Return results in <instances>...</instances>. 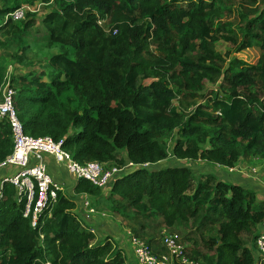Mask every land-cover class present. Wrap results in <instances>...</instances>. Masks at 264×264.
<instances>
[{
  "label": "trees",
  "instance_id": "trees-1",
  "mask_svg": "<svg viewBox=\"0 0 264 264\" xmlns=\"http://www.w3.org/2000/svg\"><path fill=\"white\" fill-rule=\"evenodd\" d=\"M22 2L53 4L42 21L48 46H59L39 71L12 77L24 132L62 139L78 162L138 164L108 184L105 199L155 255L168 253L164 232L177 234L180 244L214 230L203 248L183 246L188 261L264 264L254 250L264 199L235 183L197 177L185 165L147 168L170 154L195 158L205 142L213 160L229 166L264 157V53L250 65L217 47L264 51L263 0H0V30L17 44L20 63L29 50L22 35L34 20L20 26L6 16ZM220 79L223 96L206 90V81ZM11 150L10 127L0 122V162ZM71 187L90 195L103 189L85 179ZM3 194L0 264H126L121 248L79 225L73 197L59 194L33 228L13 185L5 182Z\"/></svg>",
  "mask_w": 264,
  "mask_h": 264
},
{
  "label": "built area",
  "instance_id": "built-area-1",
  "mask_svg": "<svg viewBox=\"0 0 264 264\" xmlns=\"http://www.w3.org/2000/svg\"><path fill=\"white\" fill-rule=\"evenodd\" d=\"M42 4L44 3L40 2L38 7ZM27 9L26 6H20L9 12L6 18L15 21L23 19ZM15 93L9 79L5 78L0 82V122L9 125L12 138V150L0 162V169L11 173L0 179V201L4 195V183L12 184L16 201L23 204L22 216L29 219L31 227H37L41 215L54 206L59 194H75L71 186H66L64 181L58 179L60 171L66 172L75 182L85 179L94 186L104 188L121 172L138 165L130 161L122 165H108L97 160L78 162L63 149L62 139L54 140L49 136L36 137L25 133L16 113ZM52 164V172L55 174L50 171ZM146 165L148 164L143 163V166ZM67 187L70 194L66 192ZM78 195L82 196L81 203L85 211L95 214L90 202L91 195L85 192ZM178 239L177 234L164 232L162 243L167 247L168 253L157 256L142 241L131 235L134 255L140 264H172L174 260L179 264H198L184 257L183 246ZM255 247L264 261V228L259 230Z\"/></svg>",
  "mask_w": 264,
  "mask_h": 264
},
{
  "label": "rangeland",
  "instance_id": "rangeland-1",
  "mask_svg": "<svg viewBox=\"0 0 264 264\" xmlns=\"http://www.w3.org/2000/svg\"><path fill=\"white\" fill-rule=\"evenodd\" d=\"M264 2V0H263ZM40 3V2H39ZM37 2L28 3L22 2L20 6L27 7V11L23 19L17 20L16 23L18 25H22L28 19H33L34 23L32 26L27 28V30L23 33L22 38L26 45H28L29 50L25 53L23 62H19L17 58L14 56V53L20 55L18 52L17 44L10 36H6L3 34V31L0 30V82L3 79L7 78L10 80V84L12 77L16 79L17 75H26L29 71H39L41 67L44 65L47 58L59 51L58 45L48 46L47 44V30L43 25V17L47 12L53 9L52 3H45L38 7ZM2 3H0L1 5ZM11 3L8 4V6ZM19 6V7H20ZM38 7V8H37ZM31 9H35V11H31ZM30 10V11H29ZM101 24H104V19H101ZM223 49H230L231 58L237 57L242 60L244 64H255L262 52L263 49L258 45H254L251 47H247L242 49L239 52H234V48L231 45L223 44L217 46ZM224 85H221V79L216 83H210L206 81L205 88L216 89L218 90L220 96L224 95L223 89ZM264 101V95L260 97ZM176 103V102H175ZM177 130L174 131L172 136L168 139V147L169 152H172V145L174 143V137L177 136ZM213 148L212 143L205 142L201 144V149L198 152L197 157L195 158H176L170 154L167 158L150 163L147 168L149 170H156L166 165H178V166H187L193 172V174L197 177H205V176H213L217 180L235 183L243 188L253 190L256 193V197L258 200L264 199V157H260L258 155H251L248 158H238L236 159L231 166L227 165L223 162H218L213 160L212 152L208 150ZM118 158H127L123 151H118ZM51 172L53 168L50 166ZM127 168L126 170H128ZM53 173V172H52ZM122 173V172H121ZM11 174L5 169H0V179L3 178L4 175ZM58 179L64 181L66 186H73L75 181L70 178V176L64 172L60 171ZM68 187L66 188V192L69 193ZM110 186L100 189L99 195H91V205L95 209V214L87 213L82 205V196L78 194H71V196L75 199V208L72 210L74 213V217L80 226L86 227V229L94 234L96 241H101L105 239H109L115 248H121L123 254L126 259V264H139L137 262L131 251V243L129 238V233H127V225L121 220L119 216L113 214L107 205L106 196L110 194ZM99 216L101 220V224L99 225L98 220L95 221L94 217ZM124 227V229L121 228ZM110 227L111 229H108ZM258 228H262V226H258ZM116 235L118 237H116ZM204 237L198 236L193 241L180 242L182 246H191L194 244L192 242H196V246L198 248H203V241H205L206 236L215 235V231L211 230L208 233L204 234ZM115 237V238H114ZM40 243H41V236ZM255 250V246H254ZM255 254V252H254ZM177 260H174L172 264H176Z\"/></svg>",
  "mask_w": 264,
  "mask_h": 264
},
{
  "label": "crops",
  "instance_id": "crops-1",
  "mask_svg": "<svg viewBox=\"0 0 264 264\" xmlns=\"http://www.w3.org/2000/svg\"><path fill=\"white\" fill-rule=\"evenodd\" d=\"M54 173V172H53ZM55 174V173H54ZM97 218H99V220L97 219ZM94 220L95 221H97L98 220V223H99V225L101 224V220L102 219H100V217L99 216H95L94 217ZM108 229H111L110 227H107ZM121 228L122 229H124V227L123 226H121ZM125 228H127V233H129V238H130V243H131V232H130V230H129V228L128 227H125ZM116 237H118L117 235H116ZM115 238V237H114ZM131 251H132V255H133V257H134V259L137 261V259H136V257H135V255H134V251H133V246H132V243H131ZM138 262V261H137ZM140 264V263H139Z\"/></svg>",
  "mask_w": 264,
  "mask_h": 264
}]
</instances>
